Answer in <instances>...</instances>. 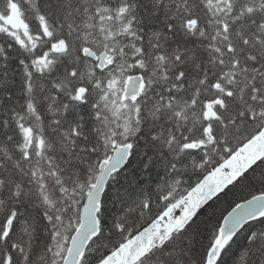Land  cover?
Instances as JSON below:
<instances>
[{
	"label": "snow or ice",
	"instance_id": "6c2138e0",
	"mask_svg": "<svg viewBox=\"0 0 264 264\" xmlns=\"http://www.w3.org/2000/svg\"><path fill=\"white\" fill-rule=\"evenodd\" d=\"M0 264H264V0H0Z\"/></svg>",
	"mask_w": 264,
	"mask_h": 264
},
{
	"label": "trees",
	"instance_id": "16d2710c",
	"mask_svg": "<svg viewBox=\"0 0 264 264\" xmlns=\"http://www.w3.org/2000/svg\"><path fill=\"white\" fill-rule=\"evenodd\" d=\"M258 186V185H257ZM235 191V196H230L228 199H235L236 197L240 196V195H246L245 192H240L238 190H234ZM225 207H227V203L225 202H220L218 203V205H216L217 208V214H219L220 211H222Z\"/></svg>",
	"mask_w": 264,
	"mask_h": 264
}]
</instances>
